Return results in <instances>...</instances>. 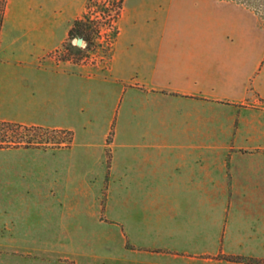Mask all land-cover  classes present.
Listing matches in <instances>:
<instances>
[{"label": "crops", "instance_id": "obj_1", "mask_svg": "<svg viewBox=\"0 0 264 264\" xmlns=\"http://www.w3.org/2000/svg\"><path fill=\"white\" fill-rule=\"evenodd\" d=\"M87 2L0 0V121L73 134L82 126L81 152L62 146L34 155L49 160L60 191L82 177L73 198L59 202L82 206L93 188L111 192L101 221L124 224V248L143 256L137 263L264 264V8L251 0H123L108 61H58L54 52ZM63 65L82 69V78L124 81L132 117L114 129L106 121L97 137L99 118L82 120L96 103L73 110L76 89L40 86L45 75H64ZM43 106L65 120H35ZM121 135L140 149L106 151ZM3 148L10 159L26 155ZM11 161L0 173L26 170ZM13 187L0 184V199ZM115 207L122 212L114 219ZM3 232L0 264L33 256Z\"/></svg>", "mask_w": 264, "mask_h": 264}, {"label": "rangeland", "instance_id": "obj_2", "mask_svg": "<svg viewBox=\"0 0 264 264\" xmlns=\"http://www.w3.org/2000/svg\"><path fill=\"white\" fill-rule=\"evenodd\" d=\"M251 1L264 8V0ZM122 6L123 0H88L82 15L91 28L89 39L84 40L87 42V49L74 47L70 42L71 38H68L63 46L54 52L58 61H70L81 66L82 63L93 66L96 62L108 61L118 32L117 22ZM74 10L75 5H71L70 11ZM59 70L65 74L45 75L40 80V86L63 88L67 91L76 89L80 95L77 103L71 102L73 110L84 105L91 107L96 103L99 109L93 107L82 117V120L95 121L96 116L99 118L96 127L97 137H100L105 130L106 121H111L110 128L114 129L118 122L124 121L128 116L132 117L128 105L133 91L124 81L107 82L100 78L91 80L82 78V69L72 65H63ZM90 89L92 93L89 92ZM52 110L51 106H43L34 115V119L43 122L65 120L50 114L49 111ZM2 122L0 121V168L14 165L15 162L11 161L13 160L18 167L26 170L22 171V174L21 172H13L11 175L0 173V184L12 182L17 185L9 191V196L0 199V226L5 230L3 234L8 237L5 239L7 244L30 249L35 254L29 257L7 256L6 264H142L135 261L142 259V255L128 253L124 248L125 240L121 237L124 224L114 220L107 223L101 221L100 202L102 201L103 205L111 202L109 190L101 191L93 188V196L87 203L82 197V206H75L73 203L64 204L63 201L57 200L65 193L73 198L76 186L79 185L82 177L72 175L70 184L64 185L62 191L56 189L51 184L56 180V176L47 172L45 168L49 160L38 158L35 153L39 150L36 148L47 150L66 146L70 133L54 130H17ZM123 130L125 131L126 128ZM84 138L82 126H77L74 133L75 142L71 147L66 146L65 152H81L86 146ZM28 142L31 144L28 145ZM3 147H13V150H19L26 155H18L16 159H10L2 152L5 150ZM138 149L140 148L131 147L126 136L121 135L116 144L107 147L106 151ZM125 195L126 192H120L117 196L125 197ZM115 208L113 213L108 211V216L114 219L118 212H122V208ZM107 227H112L116 232L112 235L108 234ZM13 235L18 238L10 239L9 237ZM129 259L132 263L128 262Z\"/></svg>", "mask_w": 264, "mask_h": 264}, {"label": "trees", "instance_id": "obj_3", "mask_svg": "<svg viewBox=\"0 0 264 264\" xmlns=\"http://www.w3.org/2000/svg\"><path fill=\"white\" fill-rule=\"evenodd\" d=\"M85 16H81L76 18L75 20H73L71 28L69 30V38H73V37H82L84 40L89 39V33H90V25L86 22V20L84 19ZM1 21V20H0ZM78 47V46H75ZM5 123L7 125L12 126L15 129H27V130H54V131H65V132H69L70 133V139L66 144V146H70L74 140V134L71 130H66V129H50V128H45L42 126H27V125H23V124H18V123H12V122H2ZM20 142H18L19 144ZM28 145H30L31 143H27ZM27 146V145H26ZM229 259L234 260V261H241V260H253V259H248L246 257H242V256H229Z\"/></svg>", "mask_w": 264, "mask_h": 264}, {"label": "clouds", "instance_id": "obj_4", "mask_svg": "<svg viewBox=\"0 0 264 264\" xmlns=\"http://www.w3.org/2000/svg\"><path fill=\"white\" fill-rule=\"evenodd\" d=\"M70 42L74 47L79 46L82 50L87 49V42L84 41L81 37H73ZM81 43H83V47H81Z\"/></svg>", "mask_w": 264, "mask_h": 264}, {"label": "water", "instance_id": "obj_5", "mask_svg": "<svg viewBox=\"0 0 264 264\" xmlns=\"http://www.w3.org/2000/svg\"><path fill=\"white\" fill-rule=\"evenodd\" d=\"M82 38V37H81ZM83 39V38H82ZM84 40V39H83ZM83 43H81V45H82Z\"/></svg>", "mask_w": 264, "mask_h": 264}, {"label": "built area", "instance_id": "obj_6", "mask_svg": "<svg viewBox=\"0 0 264 264\" xmlns=\"http://www.w3.org/2000/svg\"><path fill=\"white\" fill-rule=\"evenodd\" d=\"M118 15H119V14H118ZM118 15H117V16H118Z\"/></svg>", "mask_w": 264, "mask_h": 264}]
</instances>
